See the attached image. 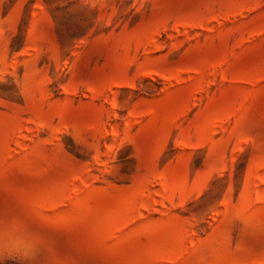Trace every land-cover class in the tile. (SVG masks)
Instances as JSON below:
<instances>
[{"label":"rangeland","instance_id":"obj_1","mask_svg":"<svg viewBox=\"0 0 264 264\" xmlns=\"http://www.w3.org/2000/svg\"><path fill=\"white\" fill-rule=\"evenodd\" d=\"M0 264H264V0H0Z\"/></svg>","mask_w":264,"mask_h":264},{"label":"clouds","instance_id":"obj_2","mask_svg":"<svg viewBox=\"0 0 264 264\" xmlns=\"http://www.w3.org/2000/svg\"><path fill=\"white\" fill-rule=\"evenodd\" d=\"M32 247L34 248V247H35V244H33ZM22 256H23L24 259H30V258H31L30 250L24 252V253L22 254Z\"/></svg>","mask_w":264,"mask_h":264}]
</instances>
